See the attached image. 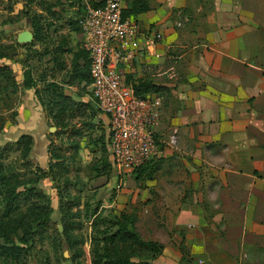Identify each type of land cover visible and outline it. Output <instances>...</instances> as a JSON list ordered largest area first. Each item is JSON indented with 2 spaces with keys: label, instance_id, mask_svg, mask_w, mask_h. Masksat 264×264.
<instances>
[{
  "label": "crops",
  "instance_id": "crops-1",
  "mask_svg": "<svg viewBox=\"0 0 264 264\" xmlns=\"http://www.w3.org/2000/svg\"><path fill=\"white\" fill-rule=\"evenodd\" d=\"M145 1L127 15L160 36L141 37L123 70L158 85L162 105L149 172L125 188L123 205L162 245L156 264H264V0ZM44 139L29 149L38 165L50 159L35 145Z\"/></svg>",
  "mask_w": 264,
  "mask_h": 264
},
{
  "label": "rangeland",
  "instance_id": "rangeland-1",
  "mask_svg": "<svg viewBox=\"0 0 264 264\" xmlns=\"http://www.w3.org/2000/svg\"><path fill=\"white\" fill-rule=\"evenodd\" d=\"M79 1L0 0V50L6 52L0 58V64L11 67L17 84L14 91L10 85L0 90V159L4 172L10 181L16 182L17 189L31 186L32 190L43 193L41 202L51 206V219L43 237L33 231L30 236L25 234L16 222H12L7 234L15 242L27 246L22 256L23 264H94V258L108 247L113 257L122 255L135 261L154 262L155 246H129L117 239L114 244H109L107 236L123 222L130 225L135 215L123 205V193L125 188L132 186L133 180L146 177L149 163L142 164L146 169L138 178L133 170L122 180L116 177L111 164H106L111 159L107 138L105 142L107 123L101 118L87 84L69 77L72 52L81 46L80 35L73 29ZM23 29L36 30L38 38L18 41L17 34ZM123 73L128 81L131 80L129 72L124 70ZM25 78L32 81V87L22 85ZM51 81L76 100L91 102L90 107L84 106L74 116L65 115L66 126H58L53 117ZM85 122L93 123V126L87 127ZM52 125L55 127L50 128ZM72 126L81 127L82 133L71 134ZM19 132L32 133L33 141L34 137L46 138L45 145L37 141L35 145L52 146L53 153L59 155H50L43 165L33 161L29 153L22 156L15 141ZM75 140L78 141L76 150ZM129 174L131 179H127ZM108 181L112 187H106ZM5 189L6 186H1L0 219L4 220L7 212L11 219L15 216L14 210L7 206ZM36 198L20 195L15 202L17 212L32 208ZM34 224L31 223L32 230ZM60 224L66 226V235L63 227L58 228ZM138 224L135 226L139 231ZM4 240L0 235V241ZM65 251L67 255H64Z\"/></svg>",
  "mask_w": 264,
  "mask_h": 264
},
{
  "label": "built area",
  "instance_id": "built-area-1",
  "mask_svg": "<svg viewBox=\"0 0 264 264\" xmlns=\"http://www.w3.org/2000/svg\"><path fill=\"white\" fill-rule=\"evenodd\" d=\"M124 7V0H80L75 18L89 59L90 96L108 118L110 164L120 180L155 152L162 105L158 89L138 93L123 73L140 51L141 37L154 41L160 36L142 30L135 18L124 15ZM175 25L182 26V19ZM176 132L173 128L169 134L170 144L176 143Z\"/></svg>",
  "mask_w": 264,
  "mask_h": 264
},
{
  "label": "trees",
  "instance_id": "trees-1",
  "mask_svg": "<svg viewBox=\"0 0 264 264\" xmlns=\"http://www.w3.org/2000/svg\"><path fill=\"white\" fill-rule=\"evenodd\" d=\"M129 6L124 9V15L129 14L130 12H139L148 8V4L145 0H129ZM74 30H78V26L76 24V19L74 20L73 25ZM39 33L34 30L33 36L34 38H38ZM6 52H2L0 50V58L4 56ZM82 57L83 61L80 64L77 58ZM89 59L87 52L81 47L77 51L74 52L73 63L71 69V76L76 78H84L86 80V84L89 83ZM133 87L135 91L138 93H143L149 89H158L160 88L158 85L152 83L149 80L138 78L136 81H132ZM11 86V90H16L17 84L15 82V78L13 77L12 69L7 64H0V90L4 88V86ZM22 85L25 88L32 87V81L29 78H25L22 81ZM50 89L52 92V105L55 109L53 117L56 118V123L58 126H66L67 123L64 121V116L72 117L76 114V112L81 111L84 106L90 107V100H75L69 94L65 93L63 88L57 86V84L53 81L50 82ZM49 114V112H48ZM92 123V122H91ZM85 124L90 127L93 126L89 124V122H85ZM71 134L80 135L82 133L81 127L70 128ZM16 146L19 147L22 156L26 157L29 153V149L33 143V137L30 133H21L19 137L15 140ZM74 148L77 149L78 141H74ZM50 155L52 157L59 155L58 153H53L52 146H48ZM102 151L104 150V144H102ZM2 148L0 146V156H1ZM103 161V160H101ZM105 161V160H104ZM108 161V160H107ZM151 159L145 161L148 162L149 165ZM144 162V163H145ZM107 165L110 166V162H106ZM104 164V165H106ZM145 165V164H144ZM95 169L97 166H94ZM143 165H139L135 169V177L138 178L142 171H144ZM149 170H145V174H148ZM29 180V179H28ZM1 186H6L5 199L7 201V206L9 210H14L15 216L14 218H10V214L7 212L6 219H0V235L4 237V242L0 241V264H23V254L27 251V246L23 244H19L14 240L8 237L7 231L11 229L12 222H16L19 226L24 229L25 234L31 235L32 231L38 233L39 237H43V234L47 228L48 222L51 219V206L49 203L41 202L40 198L43 196L42 192H37L31 189V186L25 187L23 190L17 189L16 182L10 181L9 176L3 170V162L0 159V192ZM20 195L24 196H37L36 200L33 202V207L29 210L22 212H17V206L15 204L16 200H18ZM9 216V217H8ZM126 216V214H124ZM133 219L130 220V225L127 223H122L121 226L115 230L113 233L109 234L107 237L110 239L109 244H114L115 239L126 242L133 245H137L139 247L149 248L151 246H155L157 248V252L161 250V244L157 241L151 239H144L139 231L136 229L135 221ZM34 224V229L31 228V223ZM63 233L66 235V226L63 224ZM104 257V258H103ZM103 258V259H102ZM94 264H156L154 262H149L148 260H132L130 256H112L111 248H106V251L102 254H98V257H95L93 260Z\"/></svg>",
  "mask_w": 264,
  "mask_h": 264
},
{
  "label": "water",
  "instance_id": "water-1",
  "mask_svg": "<svg viewBox=\"0 0 264 264\" xmlns=\"http://www.w3.org/2000/svg\"><path fill=\"white\" fill-rule=\"evenodd\" d=\"M33 38V32L29 29H23L17 34V40L21 42L31 41ZM55 126H50V128H54ZM62 224L58 226L59 229H62ZM64 255H67V251L64 252Z\"/></svg>",
  "mask_w": 264,
  "mask_h": 264
}]
</instances>
